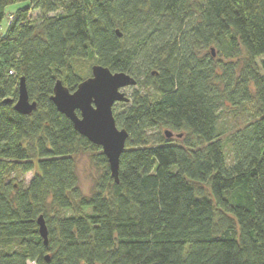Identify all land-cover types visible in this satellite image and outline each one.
I'll return each instance as SVG.
<instances>
[{"label": "trees", "instance_id": "trees-1", "mask_svg": "<svg viewBox=\"0 0 264 264\" xmlns=\"http://www.w3.org/2000/svg\"><path fill=\"white\" fill-rule=\"evenodd\" d=\"M262 56L264 0H0V264H264ZM86 60L137 81L117 181L51 101Z\"/></svg>", "mask_w": 264, "mask_h": 264}, {"label": "water", "instance_id": "water-1", "mask_svg": "<svg viewBox=\"0 0 264 264\" xmlns=\"http://www.w3.org/2000/svg\"><path fill=\"white\" fill-rule=\"evenodd\" d=\"M212 53L215 56L214 50ZM91 70V77L83 81L73 93L58 81L51 101L57 110L73 123L76 132L102 149L112 177L117 181L120 159L129 134L126 130L118 128L113 109L118 103L130 102L123 90L135 87L137 81L128 74H114L98 65H94ZM9 102L10 100L5 101ZM36 108L37 104L30 100L26 80L22 78L15 110L22 115H31ZM165 136L172 139L173 133L167 130ZM177 137L181 138V135ZM38 224L40 234L47 244L48 233L42 216L38 219Z\"/></svg>", "mask_w": 264, "mask_h": 264}, {"label": "rangeland", "instance_id": "rangeland-1", "mask_svg": "<svg viewBox=\"0 0 264 264\" xmlns=\"http://www.w3.org/2000/svg\"><path fill=\"white\" fill-rule=\"evenodd\" d=\"M28 4L23 3V4H18L15 6H10L6 9L7 12V17H6V23L4 25V27H6V24L10 23L12 21V19L14 18V16L17 14V11L19 8H24L26 7ZM32 19H39L40 18V12L37 10H31L30 13ZM54 14H50L49 16H53ZM215 54V51H214ZM90 60V59H88ZM84 61L81 64H79L78 67V71H80L82 73V76H86L85 78L88 79L90 77V75H92V66L93 64L90 61ZM262 60H264V56L260 57L257 59V62H261ZM137 90V85L135 87H129L123 90V92L126 94V96L131 99L133 93ZM115 109H116V113L119 114L122 111H124L126 109V105L124 103H118L115 105ZM181 135V134H176L173 133V137L172 139L174 140H181V138H178L177 136ZM77 175H78V179H79V187L81 189V191L83 192V194L85 195H89L91 193L92 190V186H93V180L95 177H97L98 175V170L96 168V166L93 165V163L91 162V156L89 154H81L78 157V161H77ZM33 178V174L29 173L26 174L25 176H23V180H24V184L25 186H27L30 181ZM22 179H20L18 182H20Z\"/></svg>", "mask_w": 264, "mask_h": 264}, {"label": "built area", "instance_id": "built-area-1", "mask_svg": "<svg viewBox=\"0 0 264 264\" xmlns=\"http://www.w3.org/2000/svg\"><path fill=\"white\" fill-rule=\"evenodd\" d=\"M26 264H37V263L34 262V261H30V260H28Z\"/></svg>", "mask_w": 264, "mask_h": 264}, {"label": "flooded vegetation", "instance_id": "flooded-vegetation-1", "mask_svg": "<svg viewBox=\"0 0 264 264\" xmlns=\"http://www.w3.org/2000/svg\"><path fill=\"white\" fill-rule=\"evenodd\" d=\"M79 114V113H78Z\"/></svg>", "mask_w": 264, "mask_h": 264}]
</instances>
